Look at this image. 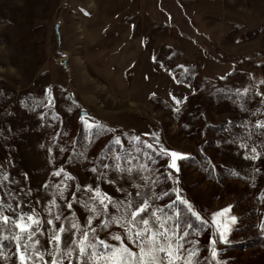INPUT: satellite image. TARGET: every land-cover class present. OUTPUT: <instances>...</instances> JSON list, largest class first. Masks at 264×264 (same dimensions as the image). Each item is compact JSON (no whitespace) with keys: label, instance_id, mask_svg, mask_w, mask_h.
Returning <instances> with one entry per match:
<instances>
[{"label":"rangeland","instance_id":"374dc122","mask_svg":"<svg viewBox=\"0 0 264 264\" xmlns=\"http://www.w3.org/2000/svg\"><path fill=\"white\" fill-rule=\"evenodd\" d=\"M257 93L264 94V0H0V204L35 209L41 230L31 240L23 234L22 243L50 250L46 208L56 212L49 203L56 190L41 185L61 181L54 169L63 164L91 182L87 161L64 163L73 151L94 161L159 144L184 154L178 172L165 165L175 178L166 186L178 188L201 217L176 204L191 228L185 247L199 253L198 262L211 255L216 264H264V129L257 124L264 125V95ZM85 120L96 123L89 129ZM120 133L143 143L121 137V149L114 140ZM144 152L133 151V167L147 165ZM165 159L145 168L147 180ZM102 187L120 195L115 185ZM153 203L170 226L176 210L168 198ZM72 212L86 223V209ZM12 234L21 230L0 220V264H19L15 243L1 242ZM97 235L136 250L119 225ZM76 257L61 264H81ZM52 259L45 255L40 264Z\"/></svg>","mask_w":264,"mask_h":264},{"label":"snow or ice","instance_id":"6c2138e0","mask_svg":"<svg viewBox=\"0 0 264 264\" xmlns=\"http://www.w3.org/2000/svg\"><path fill=\"white\" fill-rule=\"evenodd\" d=\"M244 91L247 92L248 90L245 89ZM257 95L264 94L257 93ZM176 103L178 104L179 101ZM81 119L84 120L83 117ZM84 122L89 129L93 128L96 123L86 120ZM257 124L264 129V125H261L259 121ZM106 131L115 132L113 129H106ZM121 137L128 140L130 144L143 143L139 136L120 133L114 137V140L121 149L124 144ZM156 140L158 141L159 138L156 137ZM146 147L151 149V152H144L143 149L137 148L129 150L125 156L117 150L94 161L88 160L83 153L76 154L73 151L69 160L64 163H70L78 158L81 163L87 161V164L90 165L88 170L92 174L91 182L78 181L77 176L68 171L63 164L59 169H54L52 174L61 177V181L56 185H41L43 188L56 190L54 198L49 202L52 207L57 209L56 212L53 213L51 207L46 208L50 217L47 219V224L52 226L47 241L50 250L41 251L31 248L27 241L22 243L23 234H27L28 240H31L34 234L41 230L40 214L35 209L32 210L33 214H27L23 212L19 204L15 208L12 204H0V220L5 224L12 221L21 230V234H12L6 238L15 243L19 264H40L45 255L53 257L51 264H61L62 259L70 256L73 252H77L76 258L81 264H181V262L183 264H199L197 260L199 253L195 249L186 248L185 244L188 242L177 232V230H183L186 234V228L190 225L181 223L179 217L182 214L179 209H176V204L186 206V211L197 220H200L201 217L193 205L180 194L178 188L166 186L167 181H174L175 178L171 171L165 170V165L167 169L178 172L179 168L176 161L182 158L184 154L159 144L155 148L152 144H147ZM241 147H247V145L242 144ZM60 151L63 153L65 149L61 148ZM133 151L136 153L144 152V155L149 157L147 165L141 164L133 167L132 162L139 159V156L134 155ZM252 152L256 153V149L253 148ZM168 156H170V162L165 159L164 164L155 169L151 181L147 180L144 176L145 168L151 169L152 165L158 162L161 157ZM252 159H257V156L253 155ZM5 178L7 179V177ZM138 181H144V183L141 184ZM10 183L15 184L16 181H10ZM105 184L115 185V191L120 195L109 194L102 187ZM160 184H165V187L156 191ZM141 188H147L148 191L142 193ZM132 189L136 190L132 191ZM9 195L15 197L19 193H9ZM28 195H31L30 188ZM142 195L144 197L143 202L137 203L136 199ZM164 198H168V206L176 210L177 218L170 226L167 222H161V216L170 219L169 215L164 213L163 208L153 203V201ZM57 200L63 201V205L57 204ZM65 206L67 215L63 213ZM74 208L77 209V212L80 208L87 210L86 223L81 224L74 218L72 212ZM149 209L151 211L148 216L140 215V213L149 212ZM17 210H19V216L4 214L5 212L15 213ZM157 213L161 215H157ZM25 216H27L28 223L21 224L19 221L23 220ZM231 220L235 223L237 217L232 216ZM55 221H61L58 228L54 223ZM93 221L96 223L93 224ZM112 225H119L125 229V234L130 236L135 245V251L124 244L119 245V247L110 246L99 238L97 231L103 232L110 229ZM261 227L264 229V223ZM62 233H69L70 235H65L62 238ZM113 239L120 241L121 236L113 233ZM220 239L227 242L223 234H221ZM101 248L103 250H100ZM161 253L163 255H160ZM212 256L213 258L217 257L215 250H213ZM69 264H71V260H69Z\"/></svg>","mask_w":264,"mask_h":264},{"label":"trees","instance_id":"16d2710c","mask_svg":"<svg viewBox=\"0 0 264 264\" xmlns=\"http://www.w3.org/2000/svg\"><path fill=\"white\" fill-rule=\"evenodd\" d=\"M180 213L182 214L179 217L181 223H183L184 225H188L187 217L184 215L183 212H180ZM172 215H173V220H175L177 218V216L175 214H172ZM190 229H191L190 227H187L186 228V234H185V232L183 230H177V232H178V234L180 233L181 235H183V238L186 240L187 239V236H188V232L190 231ZM7 237H8V235H6L5 237H2L1 238V242H3V244L9 242V240L6 239ZM199 264H216V263L212 260L211 255H207L206 256V259H204Z\"/></svg>","mask_w":264,"mask_h":264},{"label":"water","instance_id":"95a60500","mask_svg":"<svg viewBox=\"0 0 264 264\" xmlns=\"http://www.w3.org/2000/svg\"><path fill=\"white\" fill-rule=\"evenodd\" d=\"M81 115H85V112H82Z\"/></svg>","mask_w":264,"mask_h":264}]
</instances>
